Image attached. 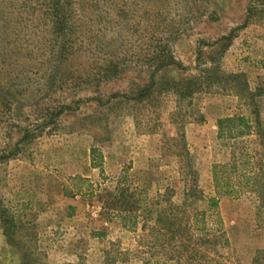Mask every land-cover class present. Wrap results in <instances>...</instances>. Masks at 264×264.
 Masks as SVG:
<instances>
[{"label":"rangeland","instance_id":"obj_1","mask_svg":"<svg viewBox=\"0 0 264 264\" xmlns=\"http://www.w3.org/2000/svg\"><path fill=\"white\" fill-rule=\"evenodd\" d=\"M69 3L63 52L42 0H0V264H254L264 0ZM237 117L251 133L221 138ZM234 160L252 180L218 197L213 167ZM206 232L208 259L189 243Z\"/></svg>","mask_w":264,"mask_h":264},{"label":"trees","instance_id":"obj_2","mask_svg":"<svg viewBox=\"0 0 264 264\" xmlns=\"http://www.w3.org/2000/svg\"><path fill=\"white\" fill-rule=\"evenodd\" d=\"M69 2L70 0H42V11L45 13L46 18L49 20L52 33L57 38V41L62 40L65 42L62 47L63 52L67 50L68 46H66V44L69 43L68 37L72 28V18L70 16L71 5ZM63 58L66 59L65 57ZM163 63L162 66H166ZM109 71H113L112 75H117L119 72V68L115 65L112 66L111 70ZM154 85L155 83L153 76L151 85L145 89H142L137 94V98L140 101H144V99L151 95L150 91L152 90ZM166 87L167 89H175L176 93L182 99H184L186 95L192 93L188 92L190 88L187 83H176L174 85L168 84ZM251 99H253V97ZM254 114L256 115V124L259 125L260 117L256 113V111L254 112ZM219 128V136L221 138H241L249 135L253 129V126L248 118L237 117L220 121ZM245 179L248 180V183L252 180V178L247 174H244V176L242 175V172H240L236 160L227 164H217L213 167V182L218 197L238 198L240 196V190L238 188L240 182L237 181ZM262 196V199L264 201V194ZM212 205L216 208L218 206V199L212 200ZM179 231L180 230H178L177 233ZM217 240L218 239L215 236H212L211 234H209V232H206L197 239L194 238V236H190L189 243L191 245L195 243L196 246H199L203 251V254H201V251L197 252L199 249L196 250L195 248H193L192 252L194 255H202L208 259L211 254L210 247L214 246ZM186 243L187 242H185V244ZM212 262L213 259L210 260L208 264H211ZM254 264H264V249L258 252L257 257L254 260Z\"/></svg>","mask_w":264,"mask_h":264}]
</instances>
